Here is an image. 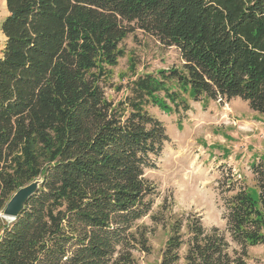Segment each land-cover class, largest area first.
<instances>
[{
	"label": "trees",
	"instance_id": "1",
	"mask_svg": "<svg viewBox=\"0 0 264 264\" xmlns=\"http://www.w3.org/2000/svg\"><path fill=\"white\" fill-rule=\"evenodd\" d=\"M4 1L0 212L41 183L13 220L0 216V264H137L146 237L133 228L156 194L145 171L169 140L146 107L174 82L264 113V0ZM134 29L182 63L128 79L114 102L105 87ZM252 169L256 197L229 169L225 228L178 216L159 264H250L246 247L264 244V163Z\"/></svg>",
	"mask_w": 264,
	"mask_h": 264
},
{
	"label": "rangeland",
	"instance_id": "2",
	"mask_svg": "<svg viewBox=\"0 0 264 264\" xmlns=\"http://www.w3.org/2000/svg\"><path fill=\"white\" fill-rule=\"evenodd\" d=\"M6 15L1 0L0 24ZM0 33L1 55L5 37ZM119 48L122 55L110 69V86L105 87L106 97L114 102L127 92L128 79L180 68L182 63L174 46L162 45L141 29L129 32ZM166 86L169 92L160 91L159 101L146 107L163 122L169 140L155 157V167L145 171L156 194L151 210L133 228L146 237L147 251L133 252L137 264H159L171 223L180 215L196 214L205 228L223 230L229 194L226 173L230 169L256 197L252 167L264 163V113L252 110L238 97L229 101L195 98L174 82ZM245 259L250 264H264V244L247 246Z\"/></svg>",
	"mask_w": 264,
	"mask_h": 264
},
{
	"label": "water",
	"instance_id": "3",
	"mask_svg": "<svg viewBox=\"0 0 264 264\" xmlns=\"http://www.w3.org/2000/svg\"><path fill=\"white\" fill-rule=\"evenodd\" d=\"M41 179H35L18 188L6 202L0 216L8 221L13 220L23 209L28 198L38 189Z\"/></svg>",
	"mask_w": 264,
	"mask_h": 264
},
{
	"label": "crops",
	"instance_id": "4",
	"mask_svg": "<svg viewBox=\"0 0 264 264\" xmlns=\"http://www.w3.org/2000/svg\"><path fill=\"white\" fill-rule=\"evenodd\" d=\"M1 1V0H0ZM6 6V5H5ZM1 25V24H0ZM0 32H2V31H0ZM1 34V33H0ZM3 34V33H2ZM5 37V36H4Z\"/></svg>",
	"mask_w": 264,
	"mask_h": 264
}]
</instances>
